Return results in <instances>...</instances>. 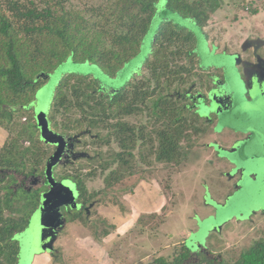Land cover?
Here are the masks:
<instances>
[{
    "label": "trees",
    "instance_id": "1",
    "mask_svg": "<svg viewBox=\"0 0 264 264\" xmlns=\"http://www.w3.org/2000/svg\"><path fill=\"white\" fill-rule=\"evenodd\" d=\"M160 1L164 7L159 8ZM221 7V0H87L86 4L85 0H0V127L8 131L0 150V169L20 172L27 157L41 154L36 156V167L43 153L46 156L39 151L42 141L32 105L38 88L57 66L71 59L99 66L115 78L140 53L156 17L152 53L140 75L123 89L108 92L91 76L70 74L59 81L49 114L51 127L65 137L84 129L90 134L97 131L94 141L109 149L108 162L101 163L100 156L94 159L95 170L84 177L76 173L60 178L72 176L88 206L93 197L87 195L85 180L95 178L98 171H109L105 183L112 188L139 174V168L152 164L176 168L188 163L194 138L205 130L201 119L181 105L180 96L201 77L203 67L198 38L173 17L195 22L203 34ZM141 113L154 123L153 136L146 133L147 126L137 131L126 121ZM17 118L24 120L22 124ZM149 158L152 161L147 162ZM3 184L0 264H17L15 234L26 224L4 217L6 211L14 212V199ZM188 245L172 260L160 258L156 264H185L189 249H195ZM229 264H264V242L255 243Z\"/></svg>",
    "mask_w": 264,
    "mask_h": 264
},
{
    "label": "rangeland",
    "instance_id": "2",
    "mask_svg": "<svg viewBox=\"0 0 264 264\" xmlns=\"http://www.w3.org/2000/svg\"><path fill=\"white\" fill-rule=\"evenodd\" d=\"M86 3L87 0H85ZM260 3H264L263 0H221L222 7L212 15L210 23L205 27V33L208 37L199 31L200 28L195 22L175 15L173 18L176 24L193 32L198 38L197 52L201 65L206 69L210 67L216 68L218 67L216 63H219L218 59L220 56L216 55V45L211 43L214 41H217L220 45L226 43L229 40L228 37L231 38L232 36L231 33L233 32H231V28L236 25L232 24L231 20L235 16H241L242 18L261 13L262 7H260ZM161 7H164L162 1H160L159 8ZM158 19L159 17L154 19L152 29L148 33L140 53L131 59L129 63L125 64L117 77L112 78L107 76L99 66L83 62L74 63L71 59L57 66L48 75L46 81L38 88L34 104L32 105L42 141L39 145L40 150H38L40 152H46V156L43 153V161L36 167V156H41V154L36 152L34 156L27 157L29 161L26 163L22 172L27 174L34 167L37 168L38 175H40L43 173L44 167L46 171V167L50 163V155L54 151L52 147L54 146L52 144L53 137L55 138L58 133L50 125L49 114L52 109L54 95L59 81L67 75L75 74L78 76H91L92 79L101 82L104 89L111 93L114 90L118 91L123 89L130 81L136 78L135 76L140 75L144 68L146 58L152 53L151 44L153 46L155 27ZM212 71L216 72L215 69ZM199 74L201 77L196 79L195 83H202L206 78V75ZM96 94L102 95L101 92H97ZM185 103L187 102L183 100L181 105ZM61 120L62 118L59 117V122ZM17 121L20 125L24 120L19 118ZM126 121H129L135 126L137 131L147 126L146 133L153 136L152 125L154 123L148 117L146 118L144 114H138L136 117ZM234 123L241 125L239 126L241 129H246V126L242 123ZM202 126L203 129L207 128L203 122ZM232 127L235 126L232 125ZM18 128L15 129V132ZM85 130L87 129L83 131L79 130L75 135ZM208 130V133L200 134L194 138V148L191 152L190 159L188 163H184L180 167L170 168L163 165H155L154 167L152 164L150 167L139 168V174L123 179L122 182L112 188H107L105 183L109 171L105 173L98 171L95 178H86L87 195L93 197L89 204L91 205L94 201L97 204L91 209L89 218L83 213H81L83 215L78 214L76 216V218H80L79 216L82 217V223L85 224L83 226L81 224H79V227L72 225L73 219L67 216L68 224L62 231L55 234L54 247L59 249V244L68 241L69 238L85 239L86 237H91L101 243L103 237L107 235L106 232L111 233L116 230V236L110 241L111 245L108 247L105 246L104 249L108 255L110 252H113L111 253V257L118 264L121 263V259L123 264H156V261L160 258L172 260L176 254L181 252L180 250L189 235L197 228H200L199 231L193 233L192 239L201 241L203 247L207 246V251H203V255H190L185 264H209L210 262V264H229L235 263L240 255L250 249L255 243L264 242V218L255 217L252 222H247L246 224L235 221L229 223V221H233L232 218L234 216L238 217L239 220H249L253 217L254 213H260L262 208L259 203L250 204L246 202L247 206L243 210L230 206L220 210L217 218L218 222L217 219L215 221L217 223H211L210 221L212 220H208V214L211 211L204 203V195L206 194L205 199L208 204L221 202L225 198V194H227V190L231 185V183L226 182L223 188L207 174L210 166L206 163V158H210L211 151H203V147L211 142L209 136L211 135L210 128L206 129V131ZM7 136L8 131L0 127V150ZM103 136L105 137V134ZM94 137H97V131H94L90 135H83L80 138V143L76 145V151L79 153H88L93 161L100 156L101 159L99 160L101 163H107L109 149L96 144L97 140L94 141ZM112 148L118 149L115 145H112ZM139 152L140 148L136 151L137 158L139 157ZM149 160L152 161L149 158L147 162ZM89 161L88 159L77 160L72 166L66 167H60L57 164L54 165L51 171L53 183L47 185L41 193L36 194L37 196L34 197L35 201L33 203L36 206L34 208H23L25 205H28V202L25 203L24 192L22 191L14 199V212L6 211L4 217L16 222L23 220L22 223L26 224L25 220L34 211L30 219L31 222L36 213H42L45 196L47 194H51V205H54L55 201L58 202L59 199L63 200L65 198L64 193H66V190H56L54 183L65 185L62 187L67 188L73 195L74 200H77L78 189L74 181L69 179L61 180L60 175H73L78 173L84 177L92 170H95L94 168L97 164L96 161ZM135 162L139 161L137 160ZM217 168L219 169L220 167ZM211 171L210 173L213 174V168H211ZM202 172H205V174H202ZM7 176L5 175V177ZM5 181L3 186L11 184L12 179L9 180L6 178ZM0 182H3L2 176H0ZM5 194L6 192L2 193L3 196ZM243 197L244 193L242 195ZM64 209L66 208H60L61 213ZM80 209L79 211H81ZM150 209L155 210L154 213ZM39 217L40 219L36 218L34 221H40L39 224H41V215ZM227 222L229 224L225 225L221 232L215 231L220 225L223 226ZM29 229L27 228L21 234L19 233L15 241H18L21 245L23 243L22 237L28 234ZM59 229L56 231H59ZM49 232L47 230L44 235H48ZM30 235L27 241H30ZM119 236H121V239H119ZM18 237H21L20 241ZM188 246V248L192 247L191 245ZM20 248H23V244ZM57 249L55 250L57 251ZM198 250L195 248L193 251L195 253ZM36 251L38 250L35 249L29 253L27 264L33 263L34 256L37 255ZM64 251L65 254L61 252L52 264L99 263V259L95 255V258H92L83 253L77 254L70 250Z\"/></svg>",
    "mask_w": 264,
    "mask_h": 264
},
{
    "label": "flooded vegetation",
    "instance_id": "3",
    "mask_svg": "<svg viewBox=\"0 0 264 264\" xmlns=\"http://www.w3.org/2000/svg\"><path fill=\"white\" fill-rule=\"evenodd\" d=\"M260 7L262 10L259 14L242 18L235 16L231 20L232 24H236L231 28V32L235 34L231 33V38L228 37L229 40L221 45L217 41L211 43L216 45V55L220 56L218 67L206 69L202 66V74L206 75L205 81L194 83L180 96L182 101L187 102L184 104V109L188 107V110L193 111L205 123L207 128L204 129V134L208 133L209 130L206 131V129L210 128L211 142L203 147V151H211L210 158H206V163L210 166L207 174L223 188L224 183H231L221 202L208 204L205 199L206 194L204 195V203L211 211L208 214V220H216L220 210L230 206L243 210L247 206L246 202L259 203L262 208L260 213H254L249 220H239L234 216L233 221L229 223L235 221L246 224L252 222L255 217L264 218V3H260ZM203 33L208 37L205 31ZM213 69L216 72H213ZM234 122L242 123L246 129H241L239 127L241 125ZM74 152H77L76 148ZM75 163L76 161H70L68 166ZM211 168H213V174L210 173ZM3 170L5 169H0L2 183L6 182V178L12 179V183L7 186L8 190L13 192L10 199H15L23 191L25 203L30 204L29 208L33 205L36 194L41 193L48 185L45 167L40 175L34 167L27 174L22 171L7 170L5 172ZM5 175L8 176L5 177ZM68 179L74 181L72 176L61 180ZM74 183L77 186L75 181ZM77 189L76 202L82 205V208L81 211L79 208L74 209L75 211L62 210L66 225L68 224L67 216L73 219L72 225L80 226L81 224L83 226L85 224L82 223V217L76 218V216L86 214L89 218L91 215V209L89 212L86 211L90 204L84 205L78 186ZM93 203L94 206L97 204L96 201ZM33 213L34 211L29 214L25 220L26 226L16 232L15 237L29 227ZM229 223H225L221 230L215 231L221 232L223 227ZM199 230L200 228H197L195 231ZM195 231L185 240V245L190 243L192 247H195V244H202L201 241L192 239ZM189 250L190 255H203V251H207V246L200 247L195 253Z\"/></svg>",
    "mask_w": 264,
    "mask_h": 264
},
{
    "label": "water",
    "instance_id": "4",
    "mask_svg": "<svg viewBox=\"0 0 264 264\" xmlns=\"http://www.w3.org/2000/svg\"><path fill=\"white\" fill-rule=\"evenodd\" d=\"M220 63H216V65H219ZM204 113V112H202ZM83 135H90V131H84L78 135L75 136H70V137H65L63 135H56L55 138L53 137V142L54 144V153L50 157V163L46 167L45 171V177L47 179V184L50 185L53 183V178H52V168L54 165H58L60 167H66L68 166V163L70 161L75 162L79 159H88L90 158V155L85 152H74L76 145L80 143V138ZM7 171V170H3ZM39 181V179L37 180ZM36 183V181H35ZM54 186L56 190L62 189L63 191L66 190L64 193L65 198L63 200H60L58 202L55 201V204L51 205V194L45 196V204L42 208V213L40 214L39 212L36 213L32 219V221L29 223V231L28 234L24 235L22 237L23 240V248H20L19 244V255H18V260L17 264H27V258L29 256V253H31L33 250L37 249L38 253H49L50 255H55L56 254V248L54 247V241L56 239V233H59L64 229L66 226V221L63 217V214L60 211L61 207H65L66 209H78L82 208V205H78L77 200H74L73 195L67 188H63L62 184H57L54 183ZM62 187V188H61ZM76 193V192H75ZM94 207V203H92L88 208H86V211L89 212L90 209ZM60 211V212H59ZM42 218L41 224L40 221L35 222L34 220L37 218L40 219V216ZM216 220L212 219L210 221L211 223H217L215 222ZM35 222V223H34ZM36 228V229H35ZM60 228V229H59ZM222 226L218 227V230H221ZM59 229V231H56ZM49 230L50 232L48 235H44V233ZM31 234V235H30ZM29 235L31 236L30 241H27ZM18 240H21V237H18ZM32 240V241H31ZM40 246V247H38ZM200 247H203L202 244H195L196 249H200Z\"/></svg>",
    "mask_w": 264,
    "mask_h": 264
},
{
    "label": "crops",
    "instance_id": "5",
    "mask_svg": "<svg viewBox=\"0 0 264 264\" xmlns=\"http://www.w3.org/2000/svg\"><path fill=\"white\" fill-rule=\"evenodd\" d=\"M151 210L152 213H154L155 210L150 209V211ZM112 232L108 233L105 237H103L101 243H99L98 240L93 239L91 237L88 238L86 237L85 239L69 238L68 241L59 244L60 251L56 248L58 251L57 254L52 256L49 253H38L37 255L34 256V260L32 264H52L54 259L58 257V255H60L61 252L65 254L64 250L74 251L77 254L79 253L87 254L92 258H95L96 256L99 259V261L97 260L99 262L98 264H118L115 261V259L111 257L112 256L111 253L113 252H110V254L108 255L104 249L105 246L108 247L109 245H111L110 241L116 236V230L115 232L113 233ZM119 239H121V236H119ZM120 264H123L122 259Z\"/></svg>",
    "mask_w": 264,
    "mask_h": 264
}]
</instances>
